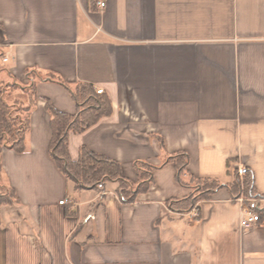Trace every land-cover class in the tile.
Returning <instances> with one entry per match:
<instances>
[{"label": "crops", "instance_id": "1", "mask_svg": "<svg viewBox=\"0 0 264 264\" xmlns=\"http://www.w3.org/2000/svg\"><path fill=\"white\" fill-rule=\"evenodd\" d=\"M0 54L8 104L36 89L26 151L1 152L19 202L0 208V264H264V216L241 228L247 203L226 188L173 211L169 201L191 188L166 161L187 154L185 181L228 183L247 167L264 194V0H106L102 10L91 0H0ZM50 75L111 101L110 115L70 133L72 160L84 145L131 182L136 161L156 166L133 202L115 182L75 188L57 168L45 100L69 114L76 105Z\"/></svg>", "mask_w": 264, "mask_h": 264}, {"label": "trees", "instance_id": "2", "mask_svg": "<svg viewBox=\"0 0 264 264\" xmlns=\"http://www.w3.org/2000/svg\"><path fill=\"white\" fill-rule=\"evenodd\" d=\"M91 6L95 7L94 0H91ZM49 78L63 86L76 105V112L69 114L57 110L49 100H45L44 108L49 115L51 130L48 149L59 171L74 183L75 188L98 189V185L101 184L103 189L104 184L115 182L117 197L124 203L133 202L139 193L149 188L155 165L142 160L136 161L134 167L137 180L131 182L122 175L119 162L96 153L84 145L79 147L76 160H72L69 155L70 133L81 134L99 119L111 114L112 106L108 94L97 93L87 82L78 81L70 84L56 75H50ZM7 86L0 82V158L3 148L12 149L17 153L26 151L25 137L29 130V117L36 103L34 83L25 89L26 103L8 104L4 98ZM159 147L164 151L162 140H159ZM166 161L174 164L179 184L191 188V192L186 197L169 201V207L173 211L188 212L198 202L208 199L213 192L221 188H226L233 199L239 196L253 201L264 199V194L259 193L255 188L253 171L247 167L242 168L241 175L237 173V169L234 170L233 180L228 183H221L213 178H189L185 181L182 176L188 163L187 154L183 151L175 152L169 154ZM18 202L14 189L3 182L0 174V208L2 205H15ZM254 209L259 216H264V205L259 207L256 203Z\"/></svg>", "mask_w": 264, "mask_h": 264}, {"label": "built area", "instance_id": "3", "mask_svg": "<svg viewBox=\"0 0 264 264\" xmlns=\"http://www.w3.org/2000/svg\"><path fill=\"white\" fill-rule=\"evenodd\" d=\"M95 5L99 10H102L106 7V0H95ZM7 61H8V57L3 55V54H0V63H4ZM95 91L97 93H102L103 89L96 88ZM237 173L239 175L242 174V168L241 167H239L237 169ZM98 188H102V185L99 184ZM235 201L239 202L240 204H244L248 201L252 202L253 200L252 199H246L243 196H239V197L235 198ZM59 203L63 204L64 200H60ZM259 220H260V216H259L258 212L254 209V204H250L248 206H246V204H245L244 209L241 212V219H240L241 228H243V229L249 228L253 224L259 222Z\"/></svg>", "mask_w": 264, "mask_h": 264}, {"label": "rangeland", "instance_id": "4", "mask_svg": "<svg viewBox=\"0 0 264 264\" xmlns=\"http://www.w3.org/2000/svg\"><path fill=\"white\" fill-rule=\"evenodd\" d=\"M260 200H262L261 203L259 202ZM260 200H258V201H255V200H254V201H252V202L248 201V202H246V203H247L246 206H247V205H250V204H256V203H257L259 206L264 205V199H260Z\"/></svg>", "mask_w": 264, "mask_h": 264}]
</instances>
